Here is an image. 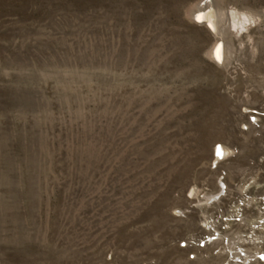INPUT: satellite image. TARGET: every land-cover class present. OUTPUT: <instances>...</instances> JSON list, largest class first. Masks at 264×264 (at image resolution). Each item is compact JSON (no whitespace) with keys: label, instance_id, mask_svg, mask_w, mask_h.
I'll return each instance as SVG.
<instances>
[{"label":"rangeland","instance_id":"1","mask_svg":"<svg viewBox=\"0 0 264 264\" xmlns=\"http://www.w3.org/2000/svg\"><path fill=\"white\" fill-rule=\"evenodd\" d=\"M200 1L0 0V264H264V0Z\"/></svg>","mask_w":264,"mask_h":264},{"label":"bare ground","instance_id":"2","mask_svg":"<svg viewBox=\"0 0 264 264\" xmlns=\"http://www.w3.org/2000/svg\"><path fill=\"white\" fill-rule=\"evenodd\" d=\"M213 5L214 4H213V2L211 0H201L197 4V6L195 7L193 13H195L194 19L196 21L203 22V23L207 24L209 27H211V29H213L214 31L217 32V30H218V24L220 22H217L216 11L214 10ZM230 14H231L230 15L231 16V19L233 21V25H234L235 29H237L238 33L240 32L241 29H243L244 26H246L247 24H250L251 23V18L252 17L250 18V17H248V15L247 16H243L242 17V20L239 21L238 19H236L237 15H235L234 12H231ZM212 54H213V57H215V58L223 59V57H224L223 42H222V38L219 37V36H217V41H216V44H215V46L213 48ZM226 152H227V150H226L225 147H223V146L218 147V150H217V153H218L217 160L221 159L226 154ZM241 237H242V235H241ZM248 240H250V239H248Z\"/></svg>","mask_w":264,"mask_h":264},{"label":"water","instance_id":"3","mask_svg":"<svg viewBox=\"0 0 264 264\" xmlns=\"http://www.w3.org/2000/svg\"><path fill=\"white\" fill-rule=\"evenodd\" d=\"M219 147H221V146L219 145Z\"/></svg>","mask_w":264,"mask_h":264}]
</instances>
